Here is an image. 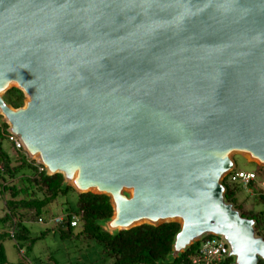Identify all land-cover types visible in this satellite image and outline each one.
<instances>
[{"label": "water", "instance_id": "1", "mask_svg": "<svg viewBox=\"0 0 264 264\" xmlns=\"http://www.w3.org/2000/svg\"><path fill=\"white\" fill-rule=\"evenodd\" d=\"M0 114L46 174L108 196V232L177 222L174 251L221 235L264 261L220 183L233 153L264 166V0H0Z\"/></svg>", "mask_w": 264, "mask_h": 264}, {"label": "trees", "instance_id": "2", "mask_svg": "<svg viewBox=\"0 0 264 264\" xmlns=\"http://www.w3.org/2000/svg\"><path fill=\"white\" fill-rule=\"evenodd\" d=\"M2 98L6 104L17 108L22 105L24 97L19 89L11 87L5 91ZM6 128L7 124L0 121V192L9 194L4 202L5 212L0 217V224L11 222L12 227L9 232H0V264H6L2 245L5 238L12 239L20 253L21 247L26 246L23 255L21 253L22 257L15 264H30L31 259L30 261L26 259V254L31 252L35 240L43 237L48 229L39 230L37 234L31 236L28 227L21 221V218L27 217L23 211L26 210L36 219L40 218L42 213L49 212L51 215L46 206H50L49 203L60 197H63L62 204L65 208L62 210L63 214L58 215L64 217L63 223L55 228L59 237L67 236L73 241L81 240L82 236L86 244H92V250L95 252L94 264H103L105 261H109L110 264H190V258L198 244L194 241L180 252L173 250L174 238L179 231L177 222H163L158 225L143 223L128 229L108 232L102 227L112 214L108 196L91 192L75 193V201L72 203L66 198V193L72 191V188L62 180L61 174H46L42 166L41 170L37 171L36 166L29 163L19 152L21 150L14 149L7 142ZM2 139L16 150L17 165L11 164L9 153L2 147ZM234 168L240 169L235 166ZM10 178H15L16 182L12 180L8 181L10 184H6V180ZM220 183L223 186L224 201L238 211L235 191L230 186L236 184L228 182L226 176ZM238 213L253 221L254 234L264 240V209L253 214L241 211ZM72 215L79 224L78 231L74 233L75 227L69 224ZM232 261V256H226L215 264H233ZM255 264H264V261L258 258Z\"/></svg>", "mask_w": 264, "mask_h": 264}, {"label": "rangeland", "instance_id": "3", "mask_svg": "<svg viewBox=\"0 0 264 264\" xmlns=\"http://www.w3.org/2000/svg\"><path fill=\"white\" fill-rule=\"evenodd\" d=\"M0 121H4L1 114H0ZM1 141H2L1 142L2 147L9 153V156L11 158V164L17 165L18 154L16 150L12 149L11 145H9L5 140L4 142L3 139ZM19 152L23 154V156L25 157V159L28 160L29 163H32V165L36 166L37 171L41 170L40 167L41 165L37 163L35 158H31L27 153H25L22 150ZM231 160L233 163V168L235 166L243 170H252L264 179V166H260L255 162L247 161L237 153H233L231 155ZM12 180H15V178L7 179L6 184H10V182L8 181H12ZM13 182L15 183L16 180ZM66 185L70 186L67 183ZM230 186L233 187L235 191L234 197H236V204L239 207L238 212L241 211L243 213L253 214L259 210L264 209V197L262 194H258V193L251 194L250 193V191L252 190L251 187L249 189H244L239 187L238 185L235 186L230 184ZM72 191L66 193V198H68V200H71L72 203H74L76 191L73 188ZM95 194H100V193H95ZM8 195H9L8 192H3V193L0 192V217L3 216L5 212L4 202L8 198ZM63 202H64L63 197H60L59 199H56L55 201L49 203L50 206H46V209L50 210L51 215H49V212L42 213L39 216L40 218H42L41 221H38L30 213H27L26 210L23 211L24 213H26L25 215H27V217L21 218V221H23L25 225L28 227L31 236L37 234L39 230L48 229V231L43 237L35 240L30 250L31 252L26 254L25 256L26 259H28L29 261L31 259L30 264H53V262L57 264H94L93 261L95 259V252L92 250L93 248L92 244L91 243L90 245L86 244V241L82 236H80L81 240L74 239L73 241H71L72 239H68L67 236L62 238L59 237L58 231L56 230L58 228V225L54 224L51 221V218L63 214L62 210L63 208H65L64 205L62 204ZM14 219L16 220V218ZM11 227H12L11 222H5L3 225L0 224V232L2 231L9 232ZM74 227L75 228L73 229V233L78 231L79 224H77ZM102 227L103 229L110 231V228L107 226V223H105ZM194 241H196V238L191 240V242ZM2 245L4 249V255L6 258V264H15V262H18V260L22 257L23 255L22 252H24V249L26 247L24 245L23 247H21L20 250L22 253L21 255V253L16 248L15 243L12 239L5 238L2 241ZM232 263L235 264L234 257ZM103 264H110V262L105 261Z\"/></svg>", "mask_w": 264, "mask_h": 264}, {"label": "built area", "instance_id": "4", "mask_svg": "<svg viewBox=\"0 0 264 264\" xmlns=\"http://www.w3.org/2000/svg\"><path fill=\"white\" fill-rule=\"evenodd\" d=\"M6 140L14 149L22 150L21 143L18 137L7 132ZM228 182L235 183L241 188L252 190L251 194H262L264 197V179L252 170H243L232 168L226 175ZM63 216H54L51 221L54 224L63 223ZM41 221V218H37ZM70 226L77 225V219L72 215L69 220ZM197 248L190 258V264H215L222 258L230 256V247L221 235L204 234L197 239Z\"/></svg>", "mask_w": 264, "mask_h": 264}, {"label": "bare ground", "instance_id": "5", "mask_svg": "<svg viewBox=\"0 0 264 264\" xmlns=\"http://www.w3.org/2000/svg\"><path fill=\"white\" fill-rule=\"evenodd\" d=\"M36 155H37V154H34V153L32 154V156L35 157V158L37 157ZM74 176H75V174H73L72 177L70 178V180H68L67 182L70 183V184H72V185L75 184L74 186H76L77 188H79V187L77 186V184L75 183V181H74ZM83 190H92V191H93L94 188H93V187H87L86 189H83ZM162 219H165V220H166V219H172V218H171V217H164V218H162ZM162 219L159 218V219H156V221H161ZM148 220H149L148 218L140 217V218H137V219H135L134 221H132L128 226H130V225H132V224L134 225V224H139V223H142V222H146V221H148ZM110 225H111V226H114L115 228H121V227H123V225H121V224L118 225V224H111V223H110ZM180 239H181V238H180Z\"/></svg>", "mask_w": 264, "mask_h": 264}, {"label": "clouds", "instance_id": "6", "mask_svg": "<svg viewBox=\"0 0 264 264\" xmlns=\"http://www.w3.org/2000/svg\"><path fill=\"white\" fill-rule=\"evenodd\" d=\"M209 235H211V234H209ZM197 239H198V238H196V242H197ZM230 256H232V255H230ZM232 257H233V256H232Z\"/></svg>", "mask_w": 264, "mask_h": 264}]
</instances>
